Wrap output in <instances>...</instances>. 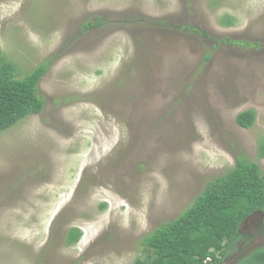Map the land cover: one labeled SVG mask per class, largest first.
I'll use <instances>...</instances> for the list:
<instances>
[{
	"label": "rangeland",
	"instance_id": "1",
	"mask_svg": "<svg viewBox=\"0 0 264 264\" xmlns=\"http://www.w3.org/2000/svg\"><path fill=\"white\" fill-rule=\"evenodd\" d=\"M0 49L53 57L0 131V264H133L238 156L264 171V0H0Z\"/></svg>",
	"mask_w": 264,
	"mask_h": 264
},
{
	"label": "trees",
	"instance_id": "2",
	"mask_svg": "<svg viewBox=\"0 0 264 264\" xmlns=\"http://www.w3.org/2000/svg\"><path fill=\"white\" fill-rule=\"evenodd\" d=\"M222 22L233 21L226 16ZM101 24L99 19L89 21L84 28ZM52 60L48 57L19 77L0 49V131L44 109L39 83ZM255 119L254 109L236 117L244 128L253 126ZM263 156L264 139L259 145V157ZM256 211L264 212V171L258 162L238 156L236 164L211 179L189 207L142 238L145 252L133 264H222L240 237L241 223ZM81 236L79 228H71L68 244L77 243ZM238 264H264V246L249 252Z\"/></svg>",
	"mask_w": 264,
	"mask_h": 264
},
{
	"label": "flooded vegetation",
	"instance_id": "3",
	"mask_svg": "<svg viewBox=\"0 0 264 264\" xmlns=\"http://www.w3.org/2000/svg\"><path fill=\"white\" fill-rule=\"evenodd\" d=\"M262 218L263 219L261 220V225H260V228H259V230H260V236H264V217H262ZM251 228H254L253 223H251V224L247 223V224H244L243 226L240 227V230H239L240 237L238 238V240L235 243V246H237V249L234 250L232 253L228 254L227 257L224 259V261H227L228 259H230L232 257L235 258V255L237 253H241V251L244 248L249 247L250 244H251V246H254L255 245V241H257L256 239H260L261 238V237H258L257 238L256 235L252 234V232H249V229H251ZM249 234H251V235H249ZM241 242H244L243 247H240ZM241 259L242 258H240L239 260H237L233 264H238Z\"/></svg>",
	"mask_w": 264,
	"mask_h": 264
},
{
	"label": "water",
	"instance_id": "4",
	"mask_svg": "<svg viewBox=\"0 0 264 264\" xmlns=\"http://www.w3.org/2000/svg\"><path fill=\"white\" fill-rule=\"evenodd\" d=\"M254 215H259V220L254 222L253 221V225H254V230H256V228L258 229V232H252L254 235L258 237H261L260 239H256L257 241H255V245L254 246H251V244L249 245V247H246L244 248L241 253H237L235 255V258L232 257L230 259H228L227 261H224L222 264H233L235 263L237 260H239L240 258H243L244 256H246L249 252L261 247L264 245V236H260V225H261V220L263 219L262 217H264V212L263 211H256L254 213H252L250 216H248L242 223H241V226H243L244 224H247L248 222H250L249 220H251V218L254 216ZM240 226V227H241Z\"/></svg>",
	"mask_w": 264,
	"mask_h": 264
}]
</instances>
